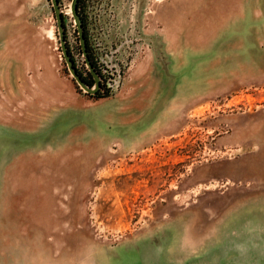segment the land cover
<instances>
[{
	"label": "rangeland",
	"instance_id": "obj_1",
	"mask_svg": "<svg viewBox=\"0 0 264 264\" xmlns=\"http://www.w3.org/2000/svg\"><path fill=\"white\" fill-rule=\"evenodd\" d=\"M159 1L176 39L161 53L137 16ZM186 2L84 0L99 76L113 41L128 61L94 96L67 67L51 0H0V264H264V54L224 41L230 28ZM59 3L90 77L70 0ZM141 59L146 96L119 103Z\"/></svg>",
	"mask_w": 264,
	"mask_h": 264
},
{
	"label": "crops",
	"instance_id": "obj_2",
	"mask_svg": "<svg viewBox=\"0 0 264 264\" xmlns=\"http://www.w3.org/2000/svg\"><path fill=\"white\" fill-rule=\"evenodd\" d=\"M159 2V5H149L148 11L144 10L146 5H138L137 9L139 21L143 23V32L152 43V50L150 52L155 47L159 49V52L162 51L161 45L163 40L169 42V44L176 40L166 37L167 35L164 33L167 5H163L161 1ZM186 3H189V0ZM183 5L189 4L183 3ZM190 5H207L206 11L202 9L203 17H207V24L210 26H220L223 24L230 28L225 29L224 41L239 42L240 45L238 47L243 50H259L260 53L264 54V0H190ZM123 10L120 16L124 15ZM120 11V8H117V13ZM192 11L193 13L195 11L198 12L196 8L192 9ZM195 16H197L196 13ZM122 25L126 26V22H122ZM197 34V41L204 40L203 37L199 36V33ZM173 46L176 47L175 45ZM145 72H149V65L146 59H141L133 66L123 81L120 90L112 95V97L120 103V101L127 97L136 94V107H138L146 96L144 85L141 83L142 76L140 75ZM136 91L139 92L136 93ZM138 112L139 121H151V117H147V119L143 117L145 114L144 109L138 110Z\"/></svg>",
	"mask_w": 264,
	"mask_h": 264
},
{
	"label": "water",
	"instance_id": "obj_3",
	"mask_svg": "<svg viewBox=\"0 0 264 264\" xmlns=\"http://www.w3.org/2000/svg\"><path fill=\"white\" fill-rule=\"evenodd\" d=\"M51 4L54 10L55 17H56L60 48L65 58L67 67L71 75L75 78L76 82L80 85V87L84 88V90L88 91L89 93H94L100 87V77L88 54L87 40H86V36L84 33V27L82 23L80 22L78 18V14H77L78 0L70 1V9L77 23V28H78V33H79V42H80L81 49L84 54L85 61L88 65V69L90 73L93 75V78H94L93 86L87 85V83L83 80L81 75L76 70L73 58L71 57L68 51L67 45L65 43V30H64V23H63V15H62L59 0H51Z\"/></svg>",
	"mask_w": 264,
	"mask_h": 264
},
{
	"label": "built area",
	"instance_id": "obj_4",
	"mask_svg": "<svg viewBox=\"0 0 264 264\" xmlns=\"http://www.w3.org/2000/svg\"><path fill=\"white\" fill-rule=\"evenodd\" d=\"M83 7H84V12H85L86 5H84ZM68 9L71 12L70 3H69ZM73 22H74V24L77 25L74 16H73ZM77 33H78V28H77ZM78 40H79V33H78ZM124 41L130 42V41H133V39H129V40L125 39ZM113 42H114V44L111 43V45H110L113 47V48H111L112 49V55H113L111 57L112 58L111 63H109V61H107L106 57L104 55H102V48L103 47L101 48L100 52L96 55V60H95L97 63V67L100 71V75H101V76H99L100 80L102 81V83L106 87V89L108 88L107 90H109V89L114 90L117 88V86L121 83V81L123 79V75L125 73V68L128 65L127 59H122V58L117 57V55H115L116 54L115 46H117V42L116 41H113ZM79 45H80V42H79ZM80 49H81V45H80ZM81 52L83 54L82 49H81ZM109 68L112 69V73L114 76L113 79L111 80V82L109 81V79L107 77V74L109 72Z\"/></svg>",
	"mask_w": 264,
	"mask_h": 264
},
{
	"label": "trees",
	"instance_id": "obj_5",
	"mask_svg": "<svg viewBox=\"0 0 264 264\" xmlns=\"http://www.w3.org/2000/svg\"><path fill=\"white\" fill-rule=\"evenodd\" d=\"M84 5H85L84 0H78L77 14H78V18H79L80 22L82 23V25L84 27V33H85V36H86V34H87V27H86V17H85L84 7H83ZM87 48H88L89 57H90L93 65H94V67H96L95 66V63H94V61L92 59V57L90 56L88 45H87ZM76 70L81 75V77L83 78V80L87 83V85L90 86V85L93 84L94 78H93V75L90 73V71H89V73H90L89 76L90 77H87V76L83 75L82 72L78 68H76ZM105 94L106 93H102L99 88L94 93H92V95H94V96H103Z\"/></svg>",
	"mask_w": 264,
	"mask_h": 264
}]
</instances>
